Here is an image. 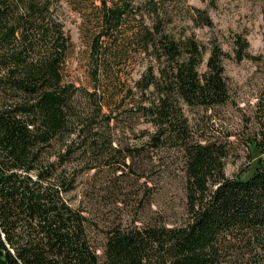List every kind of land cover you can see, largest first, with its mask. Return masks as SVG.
Instances as JSON below:
<instances>
[{
    "label": "trees",
    "instance_id": "trees-1",
    "mask_svg": "<svg viewBox=\"0 0 264 264\" xmlns=\"http://www.w3.org/2000/svg\"><path fill=\"white\" fill-rule=\"evenodd\" d=\"M65 6L80 19L87 85L68 73ZM183 11L180 0H0V264H264V92L238 134L186 114L233 105L223 61L260 56L240 34L232 53L200 41L189 23L212 28L210 16ZM239 147L245 167L228 176ZM165 182L181 212L154 205ZM93 197L110 206L101 229L85 215Z\"/></svg>",
    "mask_w": 264,
    "mask_h": 264
},
{
    "label": "rangeland",
    "instance_id": "rangeland-1",
    "mask_svg": "<svg viewBox=\"0 0 264 264\" xmlns=\"http://www.w3.org/2000/svg\"><path fill=\"white\" fill-rule=\"evenodd\" d=\"M180 6L184 8L183 14L187 8L196 7L206 10L210 16L213 27H190L188 32H192L202 42H207L215 37L221 47L232 53L233 41L235 35H243L248 41L247 51L250 55L260 56L259 60L245 58L239 62L232 58L223 61L225 75L231 86L233 105H228L216 111H208L204 114L200 110H186V114L191 122L200 119L201 116L217 115L213 117L214 126L227 127L235 131L244 128L242 116H254L257 112V101L264 92V0H180ZM62 20L65 29L71 36L75 45V53L70 61L68 73L71 79L78 84L87 85V78L84 65L85 46L83 45L79 33L78 25L80 19L74 11L64 7ZM208 54L205 55V59ZM204 68V65L203 67ZM212 112V113H211ZM235 138H233L234 140ZM137 143V140H131ZM236 142V140H234ZM237 148V145H235ZM245 153L241 147L238 148L237 157L230 156L225 165V173L228 176L235 174L240 167H245ZM152 177V173L149 174ZM92 173L80 178L77 190L70 195L74 205L82 199V191L91 184ZM147 187L150 188L149 198L152 204V178L148 181ZM181 191L174 182H165L162 193L155 197L154 205L157 208H173L174 211H182ZM85 215L91 221L96 222L99 228L106 214L110 212V206L105 204L99 197L93 199L85 198L83 202ZM98 218L100 220H98ZM97 220V221H96ZM101 232L98 231L97 244L101 243ZM101 253V250H98Z\"/></svg>",
    "mask_w": 264,
    "mask_h": 264
}]
</instances>
